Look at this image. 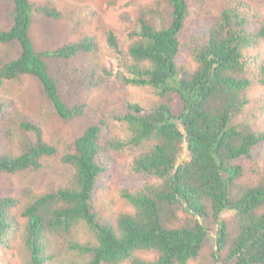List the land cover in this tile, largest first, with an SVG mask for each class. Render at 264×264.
Masks as SVG:
<instances>
[{"label": "trees", "instance_id": "trees-1", "mask_svg": "<svg viewBox=\"0 0 264 264\" xmlns=\"http://www.w3.org/2000/svg\"><path fill=\"white\" fill-rule=\"evenodd\" d=\"M11 3L10 24L0 29V87L35 77L41 110L65 120L85 114L86 104L66 94L75 80L91 87L112 76L155 98L124 103L115 116L124 135L106 132L110 117L100 116L70 140L60 156L70 168L66 184L0 196V253L17 250L21 264H264V161L256 155L264 148V104L244 117L251 91L264 87V13L236 1L209 16L187 44L186 66L178 55L187 0L138 5L134 18L125 12V48L112 29L103 46L74 24L75 40L41 51L29 34L32 20L66 15L78 23L76 13H64L56 0ZM46 58L70 63L68 76L50 72ZM0 123V173L35 171L56 154L42 124L14 97L0 96ZM107 152L131 153L130 172L144 181L120 191L125 210L102 215L94 193ZM210 223L214 246L205 255ZM0 264L9 262L0 255Z\"/></svg>", "mask_w": 264, "mask_h": 264}, {"label": "rangeland", "instance_id": "rangeland-1", "mask_svg": "<svg viewBox=\"0 0 264 264\" xmlns=\"http://www.w3.org/2000/svg\"><path fill=\"white\" fill-rule=\"evenodd\" d=\"M45 1V0H35ZM62 7L64 13L75 12L78 23L66 15L58 18L35 17L29 28V34L36 50L52 49L78 37L74 24L79 31L94 34L105 45V31L112 29L125 48V33L129 22L123 20V14L127 12L130 18H134L138 5H152L155 0H56ZM241 1L251 6L259 13H264V0H187L188 14L186 15L183 27L179 33L182 46L178 55L180 63L191 66L192 60L188 53V42L201 31L207 29L211 23L209 16H217L220 10L226 5ZM11 0H0V29L10 24ZM264 48V44L262 46ZM16 53V48H12ZM105 63L109 70L114 72L116 65L112 57L107 54ZM49 71L67 77V66L55 58L45 59ZM78 59L72 61L77 63ZM67 65V66H66ZM63 73V75H62ZM73 88H67L69 100L75 96L86 104L85 114L68 120L60 118L52 108L43 111L41 104L44 103V94L39 81L31 75H23L19 80L6 81L0 87V96L14 97L20 106L21 112L30 118L39 121L44 130L45 139L56 145L57 152L53 156L43 157L41 167L35 171H21L14 174L0 173V196L12 195L23 186H30L36 192H43L60 185H64L70 175V168L61 162L60 156L66 149V144L74 137L80 135L83 129L96 122L100 116L110 117L108 122L109 133L124 135L123 126L116 119L126 111V101H140L150 104L155 95L144 89L127 86L115 78L106 77L91 87H85L76 80L70 82ZM250 102L244 110V117L250 114H258L260 107L264 104V87H254L250 94ZM95 108V109H94ZM116 116V117H115ZM1 129V123H0ZM5 150V140L0 130V153ZM256 153V152H255ZM184 153L182 154V156ZM257 156L264 161V148L257 150ZM106 165V173L100 180L94 193V204L96 210L107 215L109 212L125 210L120 197L122 189H132L144 181L138 174H131L129 161L131 153L107 152L100 157ZM183 215V214H182ZM210 230L204 239L202 253L208 255L214 246L215 224H209ZM9 264H21L19 252L15 249L5 250L0 253ZM146 258H152V253L144 254Z\"/></svg>", "mask_w": 264, "mask_h": 264}]
</instances>
